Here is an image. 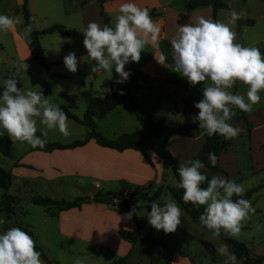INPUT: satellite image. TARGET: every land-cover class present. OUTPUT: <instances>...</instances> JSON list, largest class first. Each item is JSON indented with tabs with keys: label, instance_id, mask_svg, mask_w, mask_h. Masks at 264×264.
<instances>
[{
	"label": "crops",
	"instance_id": "crops-1",
	"mask_svg": "<svg viewBox=\"0 0 264 264\" xmlns=\"http://www.w3.org/2000/svg\"><path fill=\"white\" fill-rule=\"evenodd\" d=\"M250 1L224 0L226 7L218 10L214 18L213 11L209 7H200L190 11L185 10L184 0H132L139 7L147 8L149 13L155 15L152 20L160 27L161 32L155 46L151 43L145 46L144 51L141 53L140 63L132 67H125V71L130 72L131 75L123 85L131 89L137 103L150 113L155 120L164 118L167 126L177 127L180 126L177 123L175 125H168L169 120H185L182 121V125L184 123L190 124L193 122L195 112L199 111L195 107L190 108L187 105L191 95L184 89L177 76L169 68L170 65L174 64L169 41L176 36L178 26L187 23L195 24L200 17L211 19L214 22L228 24L231 30L236 33L235 43H239L244 47H257L260 44H264L263 32L256 34L250 40L248 39V35L259 28L260 22H264V11L262 14L253 10L251 11ZM260 1L264 5V0ZM22 2L23 0H17L16 9L12 11L17 14L19 12L21 13L22 23L19 26H13L7 29V31L11 34L14 44V54L17 60L26 62L32 60V54L29 49L30 36L25 32L23 26ZM126 2H129V0H103V11L107 16L110 26H114L116 16L120 14V5ZM0 5V8H2L4 4L0 3ZM27 7L32 17L33 26L36 24V27H34L36 30L41 31L53 25H62L69 33L67 37L53 33L40 38V43L44 49L45 61L50 64L49 71L47 72V75H51L50 78H57L56 76L68 78L75 74H91L93 76V82L89 85L88 90H91L96 95L113 91L112 86L113 84H117L115 81L118 79V74L115 72V69H113L112 73H92V65L89 64L90 61L87 51L83 45L84 36L82 31L87 25L91 22H95L101 26L104 24V20L100 15L98 0H28ZM261 7L264 9V6ZM7 8L9 11V7ZM234 13L239 18L235 23H230ZM244 20H253L254 23L251 27H248L241 24V21ZM43 37H47L48 42L46 45L43 44ZM57 45L60 47L57 48ZM262 50L264 48L260 49V51ZM70 52H74L78 60L76 73L69 72L63 62L64 57ZM161 54L166 57L163 65L156 61ZM100 77H106L107 79L104 80L103 87L98 88L95 82ZM170 84H177L178 88L182 90L181 99L175 104H165L160 108L161 94L166 97L179 94L178 91L172 90ZM85 90L83 87H78L77 93L80 95ZM201 92L202 90L199 89L198 94L202 96L203 93ZM123 105L108 114L118 111L117 113L120 115V109ZM128 108L131 111L129 106ZM246 115L249 121L247 112ZM232 122H236V125H232L233 127L240 129L239 137L240 139L243 137L241 140H245L251 136L254 127H251L249 135H242L243 131L245 132L244 124L240 121ZM140 130L141 127L139 125V128L133 132ZM122 134L125 133L116 135V137ZM233 141L231 139V144ZM202 143L203 135L201 133H195L194 138L177 136L168 141L167 150L177 160L178 156L176 155V151L181 154L179 151H181L182 147L186 148L187 145L188 153L183 160L184 164H187L190 158L198 152ZM234 149V146L231 145L216 160V165L224 173L226 171L219 165V159L222 155L229 154ZM146 156L153 166L139 152L133 150L117 152L101 148L93 140L88 141L81 147L62 151L56 150L50 153L31 149L15 161L17 165L11 171L13 176L12 193L15 194L14 188L18 189L19 184L22 186L20 190L21 196L27 190L30 196L32 195L31 197L41 196L55 200L64 199V191L70 185L74 188L84 190V184L86 186V183H97L100 188V191H96L93 195L88 196L90 199H93L98 192H117V189L123 184L128 187H145V192L149 196L161 186L164 188L163 192H166L167 187L177 188L178 183L175 178L174 184H167V177L171 171L165 168L163 161L152 151H147ZM178 163L181 165L179 161ZM201 171L205 175H211L206 169H202ZM219 175H212V177ZM72 181L76 184H71ZM101 184L106 186L107 189L105 191L101 189ZM162 195H165V193H162ZM139 207H144V205L141 204ZM126 212L128 211L117 205H113L109 198L104 197L96 201L91 200L89 203L83 204L79 209L54 211L53 214L47 212V214L57 221L58 230L62 236L73 239L93 237L94 239L88 240H91L90 243L94 246H99L97 249L107 246L106 248L113 250L115 247L121 245L122 247L120 249H123L124 252L121 256L117 257L119 259L123 257L127 258L133 249V244L119 237V231H135L139 229L137 226L135 227V221L133 219L127 221L123 218ZM147 225L148 223L141 229ZM106 232H112V234L116 235L112 245H105L103 243V236L106 235ZM173 258L176 262L173 264H186L181 258Z\"/></svg>",
	"mask_w": 264,
	"mask_h": 264
},
{
	"label": "clouds",
	"instance_id": "clouds-1",
	"mask_svg": "<svg viewBox=\"0 0 264 264\" xmlns=\"http://www.w3.org/2000/svg\"><path fill=\"white\" fill-rule=\"evenodd\" d=\"M119 13L114 26L91 22L82 34L89 64L92 65L91 72L112 73L115 69L118 74L115 82L123 84L131 75L125 71V66L138 63L147 44H157L161 29L152 20L149 10L139 7L132 0L120 5ZM238 18L234 13L230 23H235ZM19 23L22 20L18 17L0 15V31ZM31 31V25L25 28L26 33ZM235 40L236 33L228 24L200 17L195 24L178 26L176 36L169 41L174 72L193 87L210 81L202 88V99L194 104L199 112L193 117V121L198 122L199 128L208 137L219 135L225 140L237 138L240 129L229 123L236 115L233 109L251 112L261 100L260 93L264 92V54L257 47H244ZM156 61L163 65L166 57L161 54ZM63 62L69 72H77L78 60L74 52L65 56ZM20 67L26 70L28 65L25 63ZM18 82L16 78L3 82V90L0 91V136L6 132L12 140L26 142L32 148H44L46 141L36 135L37 118L48 130L55 129L63 136H69L68 116L61 107L51 104L42 92L18 87ZM237 83L247 86V101L244 95L231 91ZM120 94L124 93L121 91ZM208 158L215 166V154L209 153ZM204 167L198 159L178 167V187L183 189V202H190L196 208L203 206L199 221L214 237L222 233L236 237L249 213L254 211L250 201L232 199L234 196L242 197L245 189L243 185L221 176L208 179L201 171ZM205 182L207 187H201ZM139 206L140 202H137L123 218L131 221ZM150 207L151 211L146 212V216L152 228L163 230L165 234L176 232L183 213L174 200L169 198L163 204L153 202ZM5 222L0 216V225ZM216 251L225 257L224 264H236L237 258L229 252L227 245L221 244ZM0 264L43 262L33 238L14 227L0 232ZM74 264L83 262L77 258Z\"/></svg>",
	"mask_w": 264,
	"mask_h": 264
},
{
	"label": "rangeland",
	"instance_id": "rangeland-1",
	"mask_svg": "<svg viewBox=\"0 0 264 264\" xmlns=\"http://www.w3.org/2000/svg\"><path fill=\"white\" fill-rule=\"evenodd\" d=\"M0 3L4 4L2 8H0V15L22 18L20 12L19 14L12 12L16 9L17 0H0ZM249 5H251V11H256L259 14H262L264 11L261 7L264 5L260 0H251ZM7 7H9V11ZM12 7L13 9L11 10ZM19 24L14 26H19ZM33 27H36V24H34ZM258 29L259 31H257ZM258 29L252 31V33L248 35L249 40L258 33L261 34L263 32L264 34L263 21L259 23ZM47 42V37H43V44L46 45ZM56 47L58 48L60 46L57 45ZM257 47L260 49L264 48V44H260ZM25 63L28 65L26 70L20 67ZM138 63H140V61ZM138 63H129L125 67H132ZM169 68L172 73L177 76L184 89L191 95L187 105L193 108L194 104L202 99V96L198 94L199 89L202 90L203 86L210 84V81L204 82V85L203 82H201L193 87L185 78L173 71L174 64L170 65ZM92 77L91 74H75L68 78L52 77L49 79L50 94L46 98L51 104L58 105L61 108H67L78 119H82L85 112V102L77 91L78 87H83L88 90L89 85L93 82ZM9 78H16L19 81L18 87L35 92H42L45 82L48 81L47 72L35 61L20 62L17 60L14 54V44L11 34L5 30L0 31V91L3 90V82ZM106 79V77L97 78L95 82L96 86L98 88L103 87L104 80ZM170 86L172 90L178 91L179 94L169 95L170 98H168L169 96L166 97L161 94L160 108L165 104H175L181 99L182 90L178 88L177 84H170ZM168 89L170 88L168 87ZM236 90L237 94L244 95L247 101V86L237 83ZM231 91L234 93L233 89ZM260 96V102L253 106L251 112H247L249 115V123L251 127H254L251 136L245 140H241L243 137L240 139L239 136L235 138L234 141L232 139V145L235 149L229 154L222 155L218 163L226 171L225 173L229 176L230 180H239L237 184L243 185L245 192L255 189L258 186L262 187L251 197L250 203L254 211L249 213L246 222L243 224L247 226V229L241 230L238 236L230 238L244 244L249 250L250 257L253 259L262 258L261 264H264V92H261ZM237 109L238 108H236V111ZM120 110V115L117 113L118 111H114L105 118L97 120V131L105 138L113 139L116 135L131 133L139 128V124L134 119L128 105H123ZM233 110L235 111V108ZM68 121L70 135L65 137L60 134L58 130H48L45 125L39 123V118H37L38 130L36 135L44 139L46 143L61 144H70L74 141L82 140L87 136L88 130L86 127L75 123L69 118ZM182 121L185 120H169L168 125H175L176 123L177 125H182ZM232 121H236L235 117H233L229 123L231 125L236 123ZM242 135H246V131H243ZM186 148H181V151H179L181 154L176 151V155L178 156L177 160L181 164H184L183 160L188 153V148L187 150ZM31 149L34 148L28 143L12 140L5 132L4 135L0 136V166L12 171L17 165L15 161ZM219 176L225 178L223 174ZM72 183L76 184L73 181L71 184ZM167 184H174L172 172L168 174ZM101 185V189L105 191L107 189L106 186L104 184ZM123 186H125L126 189V192L123 191V196L114 197L112 194L107 196L113 205H117L122 209H125L126 205L132 208L133 205L137 204L135 200L139 195L147 194L145 190H143L145 187H128L125 184ZM21 187V184H19L18 189L14 188L15 194L12 193V186L6 192L15 199L9 208H4L3 206L4 191L0 189V216L6 221L4 224L0 225V232L6 231L4 227H7V229L14 227L28 228L35 236V243L43 250L47 257V261L41 258L43 264H74L77 258L81 259L83 264H111L124 252L123 249H120V247H122L121 245L115 247L113 250L106 248L107 246L97 249L99 246H94L90 243L91 240H88L94 239L93 237L73 239L62 236L58 230L57 221L48 216V210L46 211L47 208L32 204L30 202L32 195L30 196L27 190L26 192L24 191V195L21 196ZM96 191H100L97 183H86V186L84 184V190L74 188L70 185L69 188L64 191L63 197L65 200H62L73 201L75 197H88L93 195ZM120 191H122L121 187L117 189V192ZM163 193H165V195L161 194L156 201L157 203L163 204L169 198L174 200L168 191ZM141 204L145 205L143 202H140V205ZM146 212L150 211L144 207L137 208V214L132 218L135 221V227L137 226V228L141 229L148 223ZM115 236L116 235L112 234V232H106V235L103 236V243L105 245H112L113 241H115ZM156 236L165 239L168 243V249L165 252L167 259L157 258L152 264L176 263L173 257L183 259L186 264H224L225 257L218 255L216 251L221 244L227 245L229 252L233 253L231 247L226 244L220 236L214 237L210 230L206 229L201 224L193 223L184 213L182 215L181 224L177 227L176 232L165 234L163 230H160L157 231ZM201 240L212 244L215 252L210 253L206 250L201 245ZM141 248L139 244H133L131 254L127 256L129 264H148V259L140 256ZM242 261V259L239 260L237 258L236 264H241Z\"/></svg>",
	"mask_w": 264,
	"mask_h": 264
},
{
	"label": "trees",
	"instance_id": "trees-1",
	"mask_svg": "<svg viewBox=\"0 0 264 264\" xmlns=\"http://www.w3.org/2000/svg\"><path fill=\"white\" fill-rule=\"evenodd\" d=\"M27 1L23 0L22 2V15L24 19L23 26L26 28L31 25L32 31L29 34L30 44L29 49L32 54V60L35 61L42 69L46 72L49 71L50 64L45 61L44 49L40 43V38L45 35H51L57 33L61 36H69L68 31L62 25H53L44 30L38 31L33 27L32 17L28 11ZM100 15L104 20V24L109 25L106 14L103 11V0H98ZM185 10L190 11L200 7H209L213 11V17L215 18L216 12L220 9L226 7L224 0H184ZM151 18L155 17L153 13H150ZM253 20H244L241 21L242 25L251 27L253 25ZM240 24V22H239ZM110 26V25H109ZM264 54V50L261 51ZM44 84V89L42 91L45 98L50 94L49 88V79ZM60 78V76H56ZM113 91L106 92L101 95H96L91 90H85L80 93V97L85 102V112L82 119H78L69 109L61 108L68 116L69 119L73 120L75 123L84 126L87 128V136L82 140L74 141L70 144H61V143H45L44 148H34V151H40L45 153H50L52 151H62L74 149L77 147L84 146L88 141L93 140L99 147L114 150L117 152H123L125 150H133L139 152L144 159L151 165L152 163L146 156L147 151L154 152L157 157L163 161L166 169L170 170L175 178L176 182L179 183V176L177 169L180 166L178 161L170 154L167 150V143L171 138L177 136H185L187 138H194L195 133H201L203 135V143L198 150V152L190 158L192 160H200L206 169L211 175L208 176V179L212 178V175L223 174L225 178L229 176L224 173L218 166L212 165L211 161L208 158L209 153H213L218 157L226 152L231 147V139L225 140L222 136L213 135L208 137L203 129L199 128L198 122H192L190 124H184L177 127H170L165 124V119L160 118L155 120L153 116L144 110L135 100L134 95L131 89L123 84H113ZM124 94L121 95L120 92ZM234 94H237L236 86L233 87ZM127 104L132 114L134 115L136 121L139 123L141 130L122 134L115 139H107L97 131V120L105 118V116L116 109L117 107ZM199 111H196L194 117L198 115ZM236 121H240L244 124V129L246 135H249L251 131V125L247 120L246 112H243L239 109L236 111L235 115ZM264 151V149H263ZM239 181V180H238ZM237 180L234 182L238 183ZM124 185V184H123ZM121 185V190L126 192L125 186ZM12 186V173L10 170H7L0 166V189L4 191L3 194V206L4 208H9L10 205L15 200L12 196L8 195L6 192ZM201 187H207V182L201 185ZM261 186H258L255 189H251L243 194L242 197L234 196L232 199L235 201L239 198H244L248 201L251 200L252 195L261 189ZM141 189V188H140ZM146 190V188H143ZM164 188L159 187L152 195L141 194L136 198V202L145 203L144 208L151 211V203L155 202L163 193ZM166 191L172 196L175 202L179 205L182 212L193 222L201 224L199 221V216L203 211V206L196 208L192 203H184L183 189L167 187ZM111 195V193L98 192L93 199L88 197L75 198L73 201H64V200H55L49 197L33 196L30 199V202L37 206H42L47 208L50 214H53L54 211H66L70 209H79L83 204L89 203L91 200L96 201L100 198H104ZM130 207L126 205L125 210L130 211ZM23 231L27 232L35 241V236L33 233L26 227H18ZM247 229L246 225H243L241 230ZM4 230H8L7 227H4ZM156 229L152 228L149 224L143 229H137L135 231H119V237L123 240L129 242L130 244H139L142 248L140 250V256L148 259V264L157 259H167L165 252L168 249V243L166 240L157 238L155 236ZM221 239L228 244L235 256L240 260L242 259L241 264H261L262 258H251L248 248L239 242L234 241L229 236L225 234L220 235ZM201 245L208 250L210 253H214L215 249L212 244L207 241L201 240ZM36 244V243H35ZM36 250L41 253V258L47 261V257L44 254L43 250L36 244ZM57 264V263H56ZM111 264H129L126 257L119 258L112 262Z\"/></svg>",
	"mask_w": 264,
	"mask_h": 264
},
{
	"label": "water",
	"instance_id": "water-1",
	"mask_svg": "<svg viewBox=\"0 0 264 264\" xmlns=\"http://www.w3.org/2000/svg\"><path fill=\"white\" fill-rule=\"evenodd\" d=\"M111 194H112V196H114V197H121V196L124 195V192H123V191H120V192H113V193H111Z\"/></svg>",
	"mask_w": 264,
	"mask_h": 264
}]
</instances>
